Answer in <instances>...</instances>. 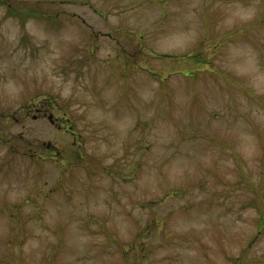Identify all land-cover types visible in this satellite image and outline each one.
<instances>
[{"label":"rangeland","instance_id":"rangeland-1","mask_svg":"<svg viewBox=\"0 0 264 264\" xmlns=\"http://www.w3.org/2000/svg\"><path fill=\"white\" fill-rule=\"evenodd\" d=\"M0 5V264H264V0Z\"/></svg>","mask_w":264,"mask_h":264},{"label":"trees","instance_id":"trees-1","mask_svg":"<svg viewBox=\"0 0 264 264\" xmlns=\"http://www.w3.org/2000/svg\"><path fill=\"white\" fill-rule=\"evenodd\" d=\"M2 4L7 6L8 11L11 15L20 17L23 20H27L30 17H37L40 15L46 16L47 15L46 12L43 11L42 9L40 10L38 8H30V7L23 8V7H19V6L15 5V4H12L11 2L6 1V0H0V5H2Z\"/></svg>","mask_w":264,"mask_h":264}]
</instances>
